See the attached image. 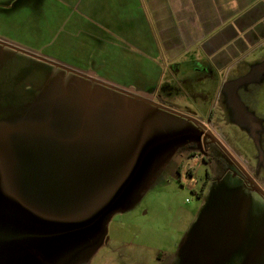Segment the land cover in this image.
Wrapping results in <instances>:
<instances>
[{
    "label": "rangeland",
    "instance_id": "374dc122",
    "mask_svg": "<svg viewBox=\"0 0 264 264\" xmlns=\"http://www.w3.org/2000/svg\"><path fill=\"white\" fill-rule=\"evenodd\" d=\"M138 3L130 39L78 0H0V41L54 63L0 44V264H264L263 39L193 102Z\"/></svg>",
    "mask_w": 264,
    "mask_h": 264
},
{
    "label": "crops",
    "instance_id": "0c3cea01",
    "mask_svg": "<svg viewBox=\"0 0 264 264\" xmlns=\"http://www.w3.org/2000/svg\"><path fill=\"white\" fill-rule=\"evenodd\" d=\"M66 1L74 4V0ZM79 1L83 3L82 19L86 25L82 30L97 24L98 27L93 28L97 34L100 31L109 32L106 29L108 27L115 31L116 21L122 22V18H124L131 24V30L126 31L125 34L129 35L130 39L139 36V0ZM142 2L147 10L150 25L146 24V26L150 30L149 33L153 34L152 37L162 38L157 43V48H160L169 60L168 67L175 66L176 75L180 70L183 71L179 82L183 93L187 94L193 102L208 95L213 96V89L210 86L212 83L214 86L218 85L216 71L224 70L233 64L241 53L246 52L259 40L263 39L264 45V0H142ZM124 8L127 10L125 15L122 13ZM100 36L104 37V35ZM5 44L7 43L2 45L11 46ZM11 48L13 47L11 46ZM16 51L34 55L20 49H16ZM184 55L189 57L187 63L196 66L194 70L197 73L193 78L186 71L191 70V66H179L181 64L179 59ZM33 57L54 64L52 61L41 59L36 55ZM260 57L262 58L260 59ZM260 57L256 58L257 61L251 62L252 67H258L260 62L264 63V52ZM69 69L71 70V67ZM77 73L75 72L83 79L101 84L98 82L100 80L95 81L97 79H94L89 73H85L86 76ZM232 78L235 77H230V79ZM124 91L122 93L130 97L134 96L127 92L137 94V96L150 95L146 91ZM154 102L169 109L170 111H166L178 117L188 121L191 120L187 117L195 119L197 123H193L199 126L200 118L197 117L199 115L192 108L187 106L181 108L155 100ZM194 159L198 160L195 157Z\"/></svg>",
    "mask_w": 264,
    "mask_h": 264
},
{
    "label": "water",
    "instance_id": "95a60500",
    "mask_svg": "<svg viewBox=\"0 0 264 264\" xmlns=\"http://www.w3.org/2000/svg\"><path fill=\"white\" fill-rule=\"evenodd\" d=\"M0 43L1 44H4L3 42H1L0 41ZM5 45H8V44H5ZM9 47H11V46H9ZM14 48V47H13ZM16 49H18V48H16ZM19 50V49H18ZM33 56H35V55H33ZM260 69H264V63L260 66ZM67 70H70V69H67ZM71 71V70H70ZM95 81H98V80H95ZM98 82H100V81H98ZM102 83V82H101ZM102 84H104V83H102ZM122 92H125V91H123V90H121ZM128 94H131L132 96H135L136 98H138L139 100H141V101H143V102H146V103H149V104H152V105H154V106H157V107H160V108H163V109H166V110H169V109H167V108H164L163 106H161V105H159V104H157V103H155V102H152V101H150V100H148V99H146V98H144V97H141V96H137V95H133L131 92H127ZM170 111V110H169ZM189 120H191L192 122H194V123H197V121L195 120V119H193V118H190V117H187ZM206 135H208L211 139H213V140H215V141H217V139H216V137H214L211 133H209V132H206ZM250 182L255 186L254 188H256V190H259V188H258V186L252 181V180H250Z\"/></svg>",
    "mask_w": 264,
    "mask_h": 264
},
{
    "label": "flooded vegetation",
    "instance_id": "af4514ba",
    "mask_svg": "<svg viewBox=\"0 0 264 264\" xmlns=\"http://www.w3.org/2000/svg\"><path fill=\"white\" fill-rule=\"evenodd\" d=\"M198 124H199V126H201V127H204L205 128V133L206 132H209V133H211L212 134V132H211V129H210V127L208 126V123L207 122H205V121H203V120H199L198 121ZM213 140V139H212ZM216 142H218V144H221L218 140L216 141ZM229 157V159L234 163V164H236L237 166H243L241 163H240V161H238L237 160V158H234V157H232V156H228ZM243 168V167H242ZM253 181V180H252ZM254 182V181H253ZM251 183V182H250ZM255 183V182H254ZM252 184V183H251ZM256 184V183H255ZM252 186L253 187H255L253 184H252ZM254 189H256V188H254Z\"/></svg>",
    "mask_w": 264,
    "mask_h": 264
}]
</instances>
